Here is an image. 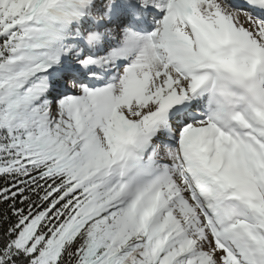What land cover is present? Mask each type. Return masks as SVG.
Returning <instances> with one entry per match:
<instances>
[{
  "label": "snow or ice",
  "instance_id": "obj_1",
  "mask_svg": "<svg viewBox=\"0 0 264 264\" xmlns=\"http://www.w3.org/2000/svg\"><path fill=\"white\" fill-rule=\"evenodd\" d=\"M0 264H264V0H0Z\"/></svg>",
  "mask_w": 264,
  "mask_h": 264
}]
</instances>
